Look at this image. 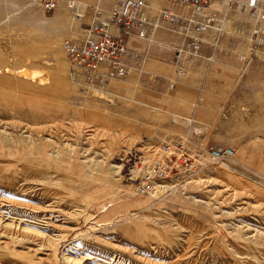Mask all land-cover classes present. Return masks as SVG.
Returning <instances> with one entry per match:
<instances>
[{
    "label": "rangeland",
    "instance_id": "1",
    "mask_svg": "<svg viewBox=\"0 0 264 264\" xmlns=\"http://www.w3.org/2000/svg\"><path fill=\"white\" fill-rule=\"evenodd\" d=\"M74 6L44 12L35 0H0V264H264V118L234 134L228 104L220 116L213 107L219 83L227 89L242 74L241 56L253 47L249 64L264 63L251 22L217 8L203 57L174 85L182 37L161 23L146 71L162 77L134 72L82 92L63 42L97 15L81 6L74 16ZM192 104L196 118L186 114ZM187 133L234 155L177 188L160 182L137 194L139 162Z\"/></svg>",
    "mask_w": 264,
    "mask_h": 264
},
{
    "label": "built area",
    "instance_id": "2",
    "mask_svg": "<svg viewBox=\"0 0 264 264\" xmlns=\"http://www.w3.org/2000/svg\"><path fill=\"white\" fill-rule=\"evenodd\" d=\"M35 1L44 12L54 11L61 2L68 7L76 3L75 0ZM147 1L116 0L105 12L96 8L97 16L81 28V37L63 42L69 63L82 78V92H89L95 85L103 86L111 80H126L134 72H142L148 59L147 48L157 42L152 34L161 23L182 37L176 50V69L170 80V85H173L175 78L185 73L190 61L203 55L204 34L213 30L219 20V12L212 8V3L223 4L225 14L238 10L244 19L249 20L248 25L251 22V46L260 45L261 49L256 48V54L264 57V0H159V24L142 17ZM162 44L166 43L157 45ZM254 50L252 47L249 54L241 56L247 60L242 63L244 69L255 54ZM149 77L156 78L153 74ZM158 152L149 162H139L135 183L139 195L149 193L156 182L175 181L171 183L175 188L176 182L195 174L205 165L229 160L234 155L231 146L208 145L207 141L193 139L188 133L182 139L161 143Z\"/></svg>",
    "mask_w": 264,
    "mask_h": 264
},
{
    "label": "crops",
    "instance_id": "3",
    "mask_svg": "<svg viewBox=\"0 0 264 264\" xmlns=\"http://www.w3.org/2000/svg\"><path fill=\"white\" fill-rule=\"evenodd\" d=\"M75 1L76 3L74 8L75 9L77 8L76 9L77 12L75 13L74 16L81 14L82 11L81 6L87 11L91 10L92 12H94V8L110 9L112 4L116 0H75ZM211 6L215 10H218L217 8L220 7L222 8L223 4L213 3ZM159 10L160 7L156 2L148 0L146 3L145 12L142 14V16L147 15L149 17V20L150 18H152V21L154 23L159 24L160 23L158 19ZM157 50L158 49L152 46H149L147 48L148 59L145 68L143 70L144 72H146L145 78L147 80L156 81L158 77L159 78L162 77L161 75L156 74L155 72L149 70L146 71V69H148L147 65L149 61L154 57ZM253 64L254 63L249 64L245 69L242 68L240 64L236 65V67H234V71L236 70L239 71L243 69L242 74L239 76H236L237 75L236 73L234 75L232 74V77L231 76L229 77L227 89H225L226 84L219 83L220 87H218V93L216 91V93H214L213 95V103H214L213 107H214V111L218 112V116L222 114L221 111L224 109L225 105L228 104V111L230 117V133H234V134L247 133L248 128H250V126H247V124L248 122L249 124H251L250 120L252 116L264 118V77L249 76V75H254V71L258 69H264V63H260V64L255 63V65ZM188 67L186 68L185 72L188 70ZM150 74H153L156 78L155 79L150 78L149 77ZM169 74L170 73H167V75ZM173 76H174V72L169 80H171ZM178 77L179 76L175 78L174 84L178 83L179 80ZM197 111H198V105L192 104L191 106H189V112L186 114L189 117L196 118L198 116ZM257 112H259L260 114H258ZM201 139L204 140V138ZM220 170H218L215 175L218 176L219 174H221Z\"/></svg>",
    "mask_w": 264,
    "mask_h": 264
},
{
    "label": "bare ground",
    "instance_id": "4",
    "mask_svg": "<svg viewBox=\"0 0 264 264\" xmlns=\"http://www.w3.org/2000/svg\"><path fill=\"white\" fill-rule=\"evenodd\" d=\"M18 73H22V74H27V75H33V74H35V72H33V73H31L30 71H27V70H24V71H21V72H18ZM35 76V75H34ZM233 148V147H232ZM217 162V161H216ZM205 168V167H204ZM204 168H202V169H200V170H198L194 175H192L191 177H193V176H195V175H197L199 172H201ZM190 177V178H191ZM189 178V179H190ZM157 183H160V182H156L154 185H156ZM183 184V183H182ZM153 185V186H154ZM153 188V187H152ZM175 188H177V187H175ZM149 193H150V191H149ZM148 193V194H149ZM33 229V228H32ZM35 229V228H34ZM37 230V229H36ZM30 231V230H29ZM38 231V230H37ZM36 232V231H35ZM46 232V231H45ZM39 233H41V232H38V234ZM41 235V234H40ZM67 255V258L69 259V260H73V261H75L76 259L73 257V255L72 254H66ZM66 258V259H67ZM77 262V261H76ZM85 262V261H84Z\"/></svg>",
    "mask_w": 264,
    "mask_h": 264
}]
</instances>
